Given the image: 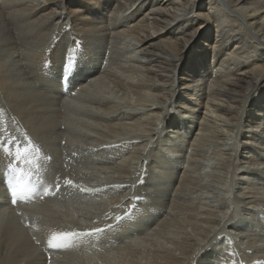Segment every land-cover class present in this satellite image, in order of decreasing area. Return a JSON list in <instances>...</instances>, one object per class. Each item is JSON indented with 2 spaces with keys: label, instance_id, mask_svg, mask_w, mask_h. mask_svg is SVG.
<instances>
[{
  "label": "bare ground",
  "instance_id": "1",
  "mask_svg": "<svg viewBox=\"0 0 264 264\" xmlns=\"http://www.w3.org/2000/svg\"><path fill=\"white\" fill-rule=\"evenodd\" d=\"M0 264H264V0H0Z\"/></svg>",
  "mask_w": 264,
  "mask_h": 264
},
{
  "label": "snow or ice",
  "instance_id": "2",
  "mask_svg": "<svg viewBox=\"0 0 264 264\" xmlns=\"http://www.w3.org/2000/svg\"><path fill=\"white\" fill-rule=\"evenodd\" d=\"M67 184H71L72 181L68 180L66 181ZM27 190V185H25L24 187L21 188V192H24ZM49 193L46 191L45 192V195H48ZM71 234L70 233H61L59 235H56L54 234L52 236V238L49 240V246L50 247H59L60 244L59 243H56L57 241H61V240H64V239H67Z\"/></svg>",
  "mask_w": 264,
  "mask_h": 264
},
{
  "label": "rangeland",
  "instance_id": "3",
  "mask_svg": "<svg viewBox=\"0 0 264 264\" xmlns=\"http://www.w3.org/2000/svg\"><path fill=\"white\" fill-rule=\"evenodd\" d=\"M205 8H208V6H205ZM202 111H203V110H202ZM61 130H63V128H62ZM189 139H191V138H189ZM140 199L142 200L143 197H140V198L137 197V198H136L137 201H140ZM105 239H111V238H109V237L106 236ZM109 241L117 243V241L112 240V239L109 240ZM89 252H91V254H93V255H95V254H96V255L99 254V251H97L96 248H92V251H89ZM96 255H95V256H96ZM96 263H97V262H96Z\"/></svg>",
  "mask_w": 264,
  "mask_h": 264
}]
</instances>
